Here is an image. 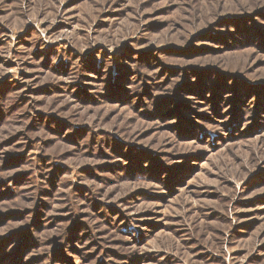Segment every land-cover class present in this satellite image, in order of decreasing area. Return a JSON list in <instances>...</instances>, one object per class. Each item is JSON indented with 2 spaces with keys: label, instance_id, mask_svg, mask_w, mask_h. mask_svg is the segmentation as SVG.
Masks as SVG:
<instances>
[{
  "label": "rangeland",
  "instance_id": "obj_1",
  "mask_svg": "<svg viewBox=\"0 0 264 264\" xmlns=\"http://www.w3.org/2000/svg\"><path fill=\"white\" fill-rule=\"evenodd\" d=\"M0 264H264V0H0Z\"/></svg>",
  "mask_w": 264,
  "mask_h": 264
}]
</instances>
